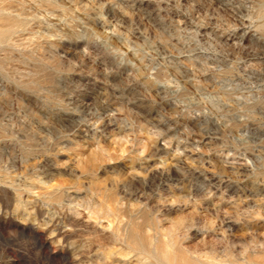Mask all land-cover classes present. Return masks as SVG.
<instances>
[{"label": "rangeland", "instance_id": "rangeland-1", "mask_svg": "<svg viewBox=\"0 0 264 264\" xmlns=\"http://www.w3.org/2000/svg\"><path fill=\"white\" fill-rule=\"evenodd\" d=\"M253 3L0 0V264H264Z\"/></svg>", "mask_w": 264, "mask_h": 264}, {"label": "clouds", "instance_id": "clouds-1", "mask_svg": "<svg viewBox=\"0 0 264 264\" xmlns=\"http://www.w3.org/2000/svg\"><path fill=\"white\" fill-rule=\"evenodd\" d=\"M255 7L256 5H254L253 0H229V5L226 11L233 19V22L237 23V26L247 28L249 25H245L244 21L249 19V13H251ZM258 7L264 10V0H260ZM261 19H264V11H262ZM240 35H244L243 31H241ZM252 44L254 45V50L264 51V37L254 40ZM92 72L93 69L91 68L85 69L79 65L73 67L72 74H70L66 80L68 90L72 92V95L69 97L71 104L74 103L76 92L80 89V84L78 82H73L72 78L74 76H92ZM57 114L59 113H53L50 118L53 120L54 116Z\"/></svg>", "mask_w": 264, "mask_h": 264}, {"label": "bare ground", "instance_id": "bare-ground-1", "mask_svg": "<svg viewBox=\"0 0 264 264\" xmlns=\"http://www.w3.org/2000/svg\"><path fill=\"white\" fill-rule=\"evenodd\" d=\"M11 27V26H10Z\"/></svg>", "mask_w": 264, "mask_h": 264}]
</instances>
